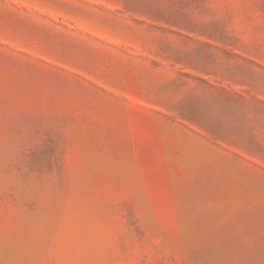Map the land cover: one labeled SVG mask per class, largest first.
I'll return each mask as SVG.
<instances>
[{"label": "rangeland", "instance_id": "374dc122", "mask_svg": "<svg viewBox=\"0 0 264 264\" xmlns=\"http://www.w3.org/2000/svg\"><path fill=\"white\" fill-rule=\"evenodd\" d=\"M0 264H264V0H0Z\"/></svg>", "mask_w": 264, "mask_h": 264}]
</instances>
